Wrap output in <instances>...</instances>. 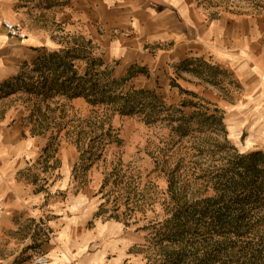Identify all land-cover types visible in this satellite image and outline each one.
I'll list each match as a JSON object with an SVG mask.
<instances>
[{"label": "crops", "instance_id": "1", "mask_svg": "<svg viewBox=\"0 0 264 264\" xmlns=\"http://www.w3.org/2000/svg\"><path fill=\"white\" fill-rule=\"evenodd\" d=\"M3 20L22 24L28 37L9 36ZM70 38L88 42L112 77L128 76L125 87L213 101L228 127L240 125L239 138L252 126L263 147L264 13L237 14L204 0H0V234L12 240L27 225L22 241L36 242L34 258L44 255L45 264H135L127 227L91 222L98 206L72 183L75 158L57 156L61 167L48 176V136L31 132L19 93L4 86L44 52L81 46ZM85 67L78 60L79 73Z\"/></svg>", "mask_w": 264, "mask_h": 264}, {"label": "rangeland", "instance_id": "2", "mask_svg": "<svg viewBox=\"0 0 264 264\" xmlns=\"http://www.w3.org/2000/svg\"><path fill=\"white\" fill-rule=\"evenodd\" d=\"M204 1L237 14L264 13V0ZM70 39L83 48L44 52L21 67L15 82L4 84L19 93L15 101L25 111L31 132L48 136V176L61 167L57 156L75 158L69 170L72 183L85 187L98 206L91 222L114 220L127 227L135 240V264H237V258L239 263L258 245L256 262L264 264V220L254 228L261 230V237H235L214 232L209 218L231 194L223 183L241 169L239 157L264 154V146L258 147L252 137V126L239 138L240 125L228 127L213 101L185 102L162 98L154 89L125 87L128 76L112 77L110 66L88 49V42ZM78 60L86 62L85 73L76 68ZM110 79L122 81L119 87L112 84L115 92L143 89L159 100L150 103L151 96L145 95L147 104L140 113L123 114L110 103L70 95L85 87L95 100ZM76 97L82 98L80 104ZM26 227L13 231L12 240L0 234V264H37V243L22 241ZM231 251L237 257L231 259Z\"/></svg>", "mask_w": 264, "mask_h": 264}, {"label": "trees", "instance_id": "3", "mask_svg": "<svg viewBox=\"0 0 264 264\" xmlns=\"http://www.w3.org/2000/svg\"><path fill=\"white\" fill-rule=\"evenodd\" d=\"M112 84H116L119 87L122 81L110 79L102 83L103 92H106V94L103 93L100 98L95 100H91L89 93L86 92L88 88L85 87L70 95L83 96L89 102L110 103L114 111L123 114L140 113L147 104L145 95L151 96L150 103L159 100L157 96L143 89H129L124 93L121 90L115 92ZM209 117L215 120L214 115H208L207 118ZM258 163H262L260 168L258 167ZM239 164L241 169L233 170L231 168L233 172L229 175V179L226 177L223 183L225 188L231 191L225 205L222 207L224 210L222 211V208L218 207L214 208L209 218L214 232H218L219 229L223 234H232L235 237L246 236L249 233H252L253 236L261 237L263 235L261 230L254 228L264 220V154L255 151L245 156H240ZM255 208L257 210L251 214V210ZM258 247L259 245L248 252V254H244L243 260L239 263L237 258V264H257ZM228 254L231 259L237 257V252L231 251Z\"/></svg>", "mask_w": 264, "mask_h": 264}, {"label": "built area", "instance_id": "4", "mask_svg": "<svg viewBox=\"0 0 264 264\" xmlns=\"http://www.w3.org/2000/svg\"><path fill=\"white\" fill-rule=\"evenodd\" d=\"M2 24L7 31V34L11 37H15L18 39H25L28 37V34L22 24L17 23V22H12L10 20H3ZM4 211V199L3 197L0 196V217L2 216ZM48 258L45 257L44 255L37 256L34 260L35 263L37 264H45L47 263Z\"/></svg>", "mask_w": 264, "mask_h": 264}]
</instances>
